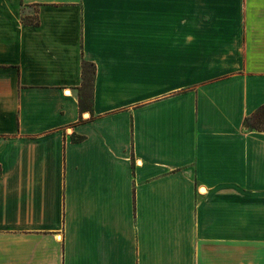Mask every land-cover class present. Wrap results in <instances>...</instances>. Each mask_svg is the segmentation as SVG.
Listing matches in <instances>:
<instances>
[{"label":"crops","instance_id":"obj_1","mask_svg":"<svg viewBox=\"0 0 264 264\" xmlns=\"http://www.w3.org/2000/svg\"><path fill=\"white\" fill-rule=\"evenodd\" d=\"M262 105L264 0H0V264H243Z\"/></svg>","mask_w":264,"mask_h":264},{"label":"trees","instance_id":"obj_2","mask_svg":"<svg viewBox=\"0 0 264 264\" xmlns=\"http://www.w3.org/2000/svg\"><path fill=\"white\" fill-rule=\"evenodd\" d=\"M92 80H93V75L91 70L85 65L84 66V87L85 90L87 91V89H90L92 86ZM86 92L83 93V95H85ZM82 103V102H81ZM83 104V103H82ZM84 108V106H83ZM264 117V105L260 106L253 114H251L249 117H247L245 119L244 124L248 127H251L253 129H257V130H263L264 128H262L261 126H257L256 124V120L254 121V119L256 118L257 120H260Z\"/></svg>","mask_w":264,"mask_h":264},{"label":"rangeland","instance_id":"obj_3","mask_svg":"<svg viewBox=\"0 0 264 264\" xmlns=\"http://www.w3.org/2000/svg\"><path fill=\"white\" fill-rule=\"evenodd\" d=\"M85 95L88 96V93H86ZM255 120H256L257 126H261L262 128H264V117L260 120H257L255 118L254 121ZM248 128H251V127H248ZM251 129H253V128H251ZM255 259H256V261H255ZM250 260L252 261V264H255V262H256V264H264V246H259L257 253H254V254L247 256V259L245 260V262L243 261V264H250L251 263Z\"/></svg>","mask_w":264,"mask_h":264}]
</instances>
